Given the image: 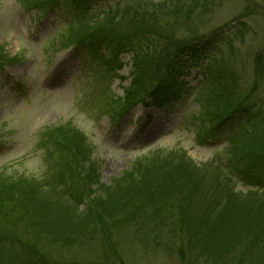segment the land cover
Wrapping results in <instances>:
<instances>
[{
  "label": "rangeland",
  "instance_id": "rangeland-1",
  "mask_svg": "<svg viewBox=\"0 0 264 264\" xmlns=\"http://www.w3.org/2000/svg\"><path fill=\"white\" fill-rule=\"evenodd\" d=\"M120 1L127 0H97L87 5L66 0L52 8H30L26 0H0V49L5 58L1 60L4 66L0 67V198L29 187L31 181H40L47 184L43 186L45 192L40 190L44 197L48 196L49 202L59 207L61 216L52 214V218L59 221L68 215L72 219L77 213L73 209L85 211L92 205L89 200L101 195L97 190L101 184L118 186L115 182H125V175L133 169L136 172L143 169L141 172L145 174V165L133 167L138 160L146 157L143 163H149L170 152L182 151L191 164L204 166L210 174L201 194L210 197L212 188L216 191L221 188L224 196L230 194L236 202H264V185L254 186L238 174L236 169L244 171L247 163L245 158L240 161L242 164L237 163L230 148L232 139L247 122L245 117L228 121L204 136L194 117L202 96L213 89L220 91L224 85L219 83V74L208 70L209 65L210 70L212 67L218 70L220 66L226 76L234 77L227 84L231 90L236 89L242 95L250 92L247 119L264 111V0H220L214 13L197 21L196 27L200 31L216 30L222 34L221 39L209 44L196 60L182 59L179 78L185 91L167 103L146 106L138 103L123 116L117 114L113 99L122 100L124 89L130 85L131 53L117 57L123 63H118L121 67L116 73L107 68H117L113 56V50L117 49L110 48L111 45L115 48L114 43L110 47L105 45L109 48L95 44L66 47L64 41L70 24L77 26L84 17L97 19L108 15ZM180 32L186 33L185 28ZM206 128L211 129L209 125ZM47 131L51 140L45 146L43 135ZM47 147L52 150L49 155ZM74 162L83 169H95L97 177L88 182L91 174L75 168ZM69 169L75 173L72 175ZM210 177L214 178L209 181ZM260 178L264 182V171L260 172ZM145 184L146 178L126 193L130 197L137 193L132 201L143 207L130 211L128 219L120 218L122 222L108 221L114 242L104 240L109 237L101 232L99 224L88 223L86 231L73 230V234L86 239L84 247L63 252L55 249L53 256L77 264H96L88 261L100 253L115 260L110 264H187L175 249L165 252L163 234L168 231H160L159 224H151ZM130 185L123 184L125 189H130ZM114 186L107 188L111 195L107 193L106 197L126 196L125 192L118 193L124 188ZM44 197L42 201L46 200ZM225 200L226 197L220 198L214 205L219 206ZM225 204L220 213L244 211L238 209L239 204L230 205L234 210L226 209ZM3 210H0V235L5 234L6 240H0V254L7 259L23 250L16 228H30L22 220L30 216L23 212L5 215ZM164 210L165 215L174 214V218L179 212L173 204L165 205ZM14 215L21 221L11 219ZM142 221L150 225L140 227ZM9 225L10 228L5 227ZM28 233V237H33L36 231ZM44 237L38 238L41 246L48 241Z\"/></svg>",
  "mask_w": 264,
  "mask_h": 264
},
{
  "label": "trees",
  "instance_id": "trees-1",
  "mask_svg": "<svg viewBox=\"0 0 264 264\" xmlns=\"http://www.w3.org/2000/svg\"><path fill=\"white\" fill-rule=\"evenodd\" d=\"M26 1L27 7L30 8H44V6L52 8L66 0ZM69 1L76 5H87L97 0ZM219 3L220 0H127L112 7L108 15L97 19L84 17L77 26L70 24L71 26L67 28V39L64 40L65 46L89 42L99 46L100 44L109 46L114 43L115 48L113 45L109 47L117 49V51L113 50L116 69L121 67L118 63H122L121 60L117 61V57L124 52L131 53L130 85L125 88L122 100L114 101L113 99V104L118 108L117 114L123 115L138 103L144 105L166 103L168 99L177 98L184 86L179 78L183 69L181 66L184 64L182 59L188 57L191 61L198 58L203 50L210 46L209 44L221 39L222 34L217 33L216 30L200 31L196 27L197 21L204 20L213 14V10ZM182 28H185L186 33L180 32ZM2 51L3 49H0V63L3 64L4 61L1 60L5 58ZM258 60L261 61L259 58ZM223 69L219 66L218 70L215 67L210 70V65L208 67L212 74H219V83L222 82L224 85H221L220 91L213 89L202 96L198 120L201 122L202 129L210 132L212 129H219L228 121L245 117L247 122L241 127L240 134L232 139L233 146L230 148L235 153L234 160L237 163L245 158L247 165L244 172L252 173L249 177L254 174V178L258 180L260 172L264 171V111L251 120L247 119L246 115L249 111L247 104L252 98L249 97L250 92L248 95L247 93L242 95L236 89L231 90L227 84L230 80H234V77L226 76L222 72ZM207 125L211 129H207ZM46 135H49L48 131ZM183 153L182 151H176L175 154L170 152L149 163H143L146 157L138 160L133 167L145 165L147 167L145 174L141 172L143 169L137 172L133 169L128 172L123 180L125 182L116 181L115 184L125 189L126 186L123 184L128 186L131 183L130 189H122L118 193L128 194V191H133L146 178L151 224H159L157 227L160 231L163 229L168 231L163 234L164 237H168L163 240L166 242L164 243L165 252L175 249V253L180 255L179 258L187 264H264V202L260 200L236 202L231 200L230 194L224 196L221 188L217 191L216 188H212L213 195H209L213 199L211 201L206 193L201 194L204 191L202 185L210 174L204 166L194 162L191 164L190 158H186ZM73 165L75 168L83 169L76 162ZM217 167L222 175L220 166ZM83 170L91 174L88 182H92L97 177L95 169L85 167ZM69 172L72 174L70 169ZM213 178L210 177L209 181ZM87 181H85L86 185ZM45 185L47 186L40 181H31L29 187L12 193L13 196L9 194L8 198H0V210L4 209L5 215L23 212L31 219L22 217L30 228H16L21 234L23 250L14 252L7 259L4 257L2 259L0 254V264H77L76 261L65 263L53 256L55 249L63 252L86 245V239L78 236L77 233L73 234V230L81 228L86 231L88 223L99 224L101 232L109 237L104 240L114 242L111 240L112 229L108 227V221L118 223L120 218L128 219L130 211L143 207L136 206V202L132 201L138 195L137 193L132 194L131 197L126 194L118 199L116 196L109 198L108 195V197L105 196L107 193L110 194L107 188L114 185L101 184L97 188L102 192L101 195L89 200L92 205L85 211L75 208L73 212H77L76 216L71 219V216L64 215L65 218L58 221L52 216L54 214L61 216L59 207L49 202L50 198L47 195L44 197L43 186ZM103 186L107 190L103 189ZM43 197L46 200L42 201ZM225 197L226 200L223 203H226V209H230L232 204H239L238 209L242 208L244 211L227 213L228 210H225V213H220L223 203L220 201L218 206L214 205V201L220 198L225 199ZM60 201L64 203L63 200ZM98 204L102 208H99ZM103 204L105 206H102ZM167 204L178 207L179 212L177 211L175 218L174 214L165 215L164 207ZM129 205L132 207L129 208ZM230 210L234 209L231 207ZM115 213L118 215L114 216ZM11 219L15 222L21 221V218L15 215ZM165 223L172 226L165 228ZM139 224L140 227L150 225L145 221ZM11 225L5 227L10 228ZM33 230L36 233L33 237H28L26 235L29 234L28 231L33 232ZM40 236L47 237L48 241L44 246L38 242ZM5 237V234L0 235V240H6ZM44 240H42L43 243ZM104 255L105 253H100L99 257H94V260L88 262L110 264L115 261Z\"/></svg>",
  "mask_w": 264,
  "mask_h": 264
}]
</instances>
